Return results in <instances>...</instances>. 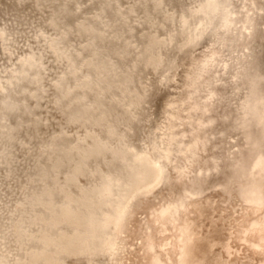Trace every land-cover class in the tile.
<instances>
[{"label": "bare ground", "instance_id": "6f19581e", "mask_svg": "<svg viewBox=\"0 0 264 264\" xmlns=\"http://www.w3.org/2000/svg\"><path fill=\"white\" fill-rule=\"evenodd\" d=\"M12 1L0 19V264H124L129 246L139 264H170L157 235L220 166L264 216V0ZM182 67L146 130L151 79L169 84ZM161 186L128 243L126 219Z\"/></svg>", "mask_w": 264, "mask_h": 264}, {"label": "rangeland", "instance_id": "374dc122", "mask_svg": "<svg viewBox=\"0 0 264 264\" xmlns=\"http://www.w3.org/2000/svg\"><path fill=\"white\" fill-rule=\"evenodd\" d=\"M0 3H1L0 4V10L5 11V9L7 7L6 5L9 4L10 1L9 0H0ZM199 44L202 45L203 41H201ZM263 44H264L263 41H261L257 44V47H256L257 51H256L255 56L261 62V64L264 66ZM186 59H187V57H185V58L182 57L180 59L182 64L183 63L185 64L187 62ZM179 70L177 72L178 75L176 76V78L178 77L179 79L177 78V80H176V78H175L176 81H173L169 84H157L156 80L154 78L151 79L152 86L150 88V94H152V96L149 99L150 105L148 106L147 109H148L149 115H152V116H150V121L148 123H146V130H149V129L153 130V127H154L156 121L159 119V116H160V113L162 110V105H163V102L166 99L167 95L168 94L172 95V93L180 91L179 86L182 83L183 67L180 68ZM163 89H165V90H163ZM222 111H223V108L221 107L220 113ZM51 121L54 124H56V122H58V120H56L54 118V115L51 116ZM219 127L220 126H218V128ZM221 127H220V131L222 132V130L224 129L223 124H221ZM223 135L218 134L217 139H219L220 137L223 139V141L225 142V146H226L227 150H229L231 153H237L240 150L244 151V147L240 145L242 143H238V141H236V139H234V138H232V139L230 138L231 141H230V139H227V137L225 139ZM237 145H239V146H237ZM216 150H217V152H216L217 155H220V157H221V153L223 151L220 149V141H218V149H216ZM213 171H214V173H212L213 177L210 175L211 179L208 180L209 183L207 184L208 185V188H206L207 190H205L204 193H202L201 195L196 196V197L194 196L191 198V200H189L190 202L188 203L186 209L183 211V213L180 216V222H178V224H176L175 227L174 226H172V227L167 226L165 228L166 230H161V232L159 233L160 235L159 234L157 235L158 240L160 239V241L157 240L159 243V246H160L157 248L159 254H162V257L167 259L170 264H174V263H176V264H192L193 261L195 264H200V263L201 264H207V263L208 264H219V263L220 264H252V263L253 264H255V263L256 264H264V226H263L264 221L262 219L264 217L263 212L261 210L256 209V208H251L249 205H246L245 203H242L241 201H239V199L236 197V195H234L235 193H232L226 189L225 183H224V178H222V177H225V169L224 168L221 169V166H220L218 169L213 170ZM170 190H171L170 187H168V188L164 187L163 188V186H161L156 190V192H157L156 194H154L151 197L143 199L142 201H140L136 205L132 214L126 219L125 224H124L123 229H122L123 233H124L123 237L124 236L126 237L125 239L128 243H131L134 240V236H135V234L138 233L140 228L143 229V228H146V226H147L146 225L147 223L143 224V222L145 221L143 208L147 204L148 205H150V204L153 205L155 203H156L155 205H157V203L159 204L163 199L166 198V196ZM221 192L223 193V196H222ZM216 193H220V194H216ZM206 196H207V198H206ZM226 196L228 198H225ZM232 199H233V201H232ZM219 200H221V201H219ZM205 201H206V203H205ZM223 204H225V205H223ZM208 207H209V209H208ZM232 207H233V209H232ZM187 208H190L191 210L187 209ZM203 208L206 210H203ZM202 211H204V212H202ZM217 211H218V213H217ZM249 211H251V212H249ZM201 213H203L205 216ZM212 214H213V216H212ZM209 216H211L210 219H209ZM224 217H226V218H224ZM255 218H257L256 221L257 220H259V221L256 222ZM211 219H212V222H211ZM219 219H220V221H219ZM222 219H223V221H222ZM246 219L248 220V222ZM224 220L229 221L228 222L229 224H227V221L225 222ZM249 220L251 222L252 221L253 222L255 221V222L254 223L252 222L253 223L252 224ZM214 223H216V224H214ZM243 223H245V224H243ZM222 224H224V227ZM229 226L232 228L230 229ZM242 226H244V227H242ZM249 226H250V228H249ZM251 226H252V228H254V227L255 228L252 229ZM234 230H235V233H234ZM246 230H248V231H246ZM166 231H167V233H166ZM163 232H165V233H163ZM240 236L242 238H240ZM232 241L235 242L236 244L233 243ZM231 242H232V244H231ZM237 242H239V243H237ZM249 242H252V243H249ZM162 244H164V246ZM165 245H167V246L165 247ZM161 248H162V250H161ZM226 251H228V252L225 253ZM139 254H140V252L138 251V247L136 248V250H133L129 246V251L127 253L124 252L123 256H122L124 264H130V263L131 264H139L140 257H141V255H139ZM164 254L166 255L165 257H164ZM207 254H209V255H207ZM219 255H221V256H219ZM175 256H176V258H175ZM201 256H203V257H201ZM222 256L223 257L226 256L227 259H226V257L222 258ZM229 256H230V258H229ZM189 257H191V258H189ZM230 259L232 261H230ZM251 260H252V262H251ZM223 261L225 263H223Z\"/></svg>", "mask_w": 264, "mask_h": 264}, {"label": "water", "instance_id": "95a60500", "mask_svg": "<svg viewBox=\"0 0 264 264\" xmlns=\"http://www.w3.org/2000/svg\"><path fill=\"white\" fill-rule=\"evenodd\" d=\"M9 1H10V3L6 5V6H7L6 8H14V3H13V1H12V0H9ZM21 9L27 11V9H28V3L24 2V4H22ZM4 17H6L4 11L0 10V19H3ZM5 19H6V18H5ZM0 21H1V20H0ZM157 84H159V83H157ZM150 95L152 96V94H150ZM151 96H150V97H151ZM153 102H154V101H153ZM149 105H150V104H149ZM162 107H163V105H162ZM161 111H162V110H161ZM160 114H161V113H160ZM159 117H160V116H159Z\"/></svg>", "mask_w": 264, "mask_h": 264}]
</instances>
